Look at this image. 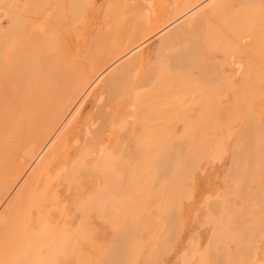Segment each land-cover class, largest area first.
I'll return each instance as SVG.
<instances>
[{
	"label": "rangeland",
	"instance_id": "obj_1",
	"mask_svg": "<svg viewBox=\"0 0 264 264\" xmlns=\"http://www.w3.org/2000/svg\"><path fill=\"white\" fill-rule=\"evenodd\" d=\"M176 1L177 0H132V1L128 0L130 5H133V6L141 5L143 12L144 13L146 12V15H148V18L150 16L152 18V20L155 21L154 22L155 25H153L152 34L150 36H145L146 33L141 32L140 36L141 37L145 36L146 39L144 40L145 42L141 45L140 49H138L137 52L132 51V53H130L129 55H126L122 59L114 60L113 62H111L110 65L104 70L102 76L97 81L92 83L89 86V88L85 91V93L80 97L78 105L70 110V112L66 115V117L63 119V121L60 125L59 130H61L66 125L67 122L73 120V118L76 115L77 108L80 107V105L82 103H85L81 108L82 109L81 115L79 116V119H78L77 123L75 124V128H74V130L76 132L79 131L80 133L78 132L79 134H77V137H70L68 139V141L66 142V144L64 145L63 150H62V153L68 152L71 154V156L68 157L69 160L67 159L66 162L62 161V162L58 163L60 166L57 164L55 166V169L53 170V173L55 175L61 174L60 176L54 178V180L52 181V182H54V183H52V189L54 191L51 190L52 192H50L51 195L54 194V197L57 198V205H54L53 207L46 209V211L49 212L50 221L51 222L53 221L51 224V227L54 226L53 223L58 219L57 213H59V211L61 209H63V212L61 215V223L64 225V227L67 224H69L68 227H65L67 230H69L68 228L69 227L71 228V226H72V228L69 231H71L73 229L72 230L73 232H75V233L77 232L76 233L77 237H81L82 233L85 234L84 235L85 240L83 239V245L79 249V253H78L79 257H77L78 260H75V258L70 256V255H66L64 258L66 261L64 259L59 261V262L63 261V262H61L62 264L63 263L64 264H75V263L76 264L77 263L78 264H95L96 262H97L96 264H101L102 260H105L104 257H106V256H104V254H107L109 247L114 245V243L119 239V236L121 234L124 235L125 238H127L128 234H129V238H127L126 240H125V238H123L124 236L121 235L120 238H123V240H125V241L129 240V242L131 240L133 241L130 244L127 241L129 246H131V248L128 246V244H126L125 241H123V249L121 248L122 252L124 250L123 253L125 254V255H123V259L125 256L127 257L128 255H129V259H132V260H130L131 262L129 261V259L127 260L128 264H131L132 262H133L132 264H144L143 261L146 264H149L151 262H152L151 264H159V263L160 264H223V263L228 264L229 263L230 264L231 262H232L231 264H264V187H263L264 186L263 185L264 184V165H263L264 161H262V160H264V145H263L264 144V84H263L264 83L263 82L264 81V77H263L264 76V74H263L264 73V65H263L264 64V19H263L264 6L262 7L261 3L257 4L256 6L255 5H248V4H246L248 6H246V5L244 6L242 4L232 3L233 5L231 4L230 7L228 6L229 7L228 10L230 12L232 8H233V10H234V8H236L237 11L235 10V13H234V11H232L231 13H228V11L226 10L227 13H225V16L219 15L218 17L214 18V20H213V26H215V29H217V32L215 34V38H216V42L218 44H216V47H214V50H215L214 51L215 54L213 55L214 57L211 55L210 60L208 62L211 65H216L217 67L218 66L223 67V69H221V71H222V82L220 83V85L222 87L221 90L217 91L216 89H210L207 92V94L202 95V93L199 90H197L198 88H196L195 85H193L192 83H186L187 84L186 85L184 83V79L176 78V76H178V74L174 73L173 74L174 75V81H173L174 86L167 85L168 86L167 87L166 85H162V86L159 85L158 89H156L157 91L155 90L154 93H152L153 94L152 96L156 95V93H157L158 98H159L160 94L163 93L162 95L169 94L170 98H171V95H172V97L174 96L175 99L177 96V98H180V100L177 101L178 100L177 99L176 101L174 100V103H171V102H173L171 100L173 98L168 99V95L167 96L164 95V97L161 95L164 98V100L160 96V98H159V99H161L160 102H159V100L157 101L160 104H158L156 102L152 105L154 107L151 106L153 109V112L157 111V113L155 112L156 114H155L154 119L153 118L151 119L149 117V115H148L149 113L147 111L148 108L147 109L145 108L143 110V118H142V125L144 127L142 137H138L139 133H137V132L136 133L131 132V127H132L131 124H133L135 122L136 116H134V114H135L136 110L134 108L130 107V103L128 102V100H126L127 99L126 95H122L123 93H125L124 91H123V93H122V91L118 92L119 96H121V95L122 96L120 99H117L116 101L115 100L112 101L110 98L111 96L108 97L106 94H105L104 98L102 99V101H99L98 95H99L100 90L103 87V82L108 77H110V75L114 71H116V69H118V67H117L118 65L120 66L121 64H123V62L130 59V57L134 56L135 54H137L142 49V50H144V53H145V56L147 59L146 60L147 64L144 66V70H145L149 65L153 64V62H155V59L158 57V55H159L158 47H159V43H160L159 41H161V39L164 36L169 34L172 30H174L176 27H178L182 22H184L186 19L191 17L193 14H195L201 10L209 9L211 7V5L217 0H206V2H204L203 4H201L197 7H193L189 11H187L186 14L183 15L180 19H177V22L175 24H172L171 26H167L168 24L166 23V21L168 19V16L171 13V10L174 9V2H176ZM261 1L264 3L263 0H261ZM263 3H262V5H264ZM259 6H261V7H259ZM254 7H255V9H254ZM261 9H262V11H261ZM103 12L104 11H101L98 13L99 23L97 25L79 28V32H72L70 30V28H65L63 30V32L65 34L64 33L62 34L63 37L61 39L63 43L61 42V40H60V42L59 41L54 42L53 44H52L53 41H50V44L49 43L45 44V42L43 44H42V42H39V43L38 42L36 43L35 41L32 42V45H31L33 48L32 52L34 51L32 53L33 54L32 56H34V58H37L36 59L37 61L39 60L38 62L36 61L38 63L39 69L42 70L46 63H50L51 58H49V55L52 52H55L57 50V47L58 48L59 47H62V48L68 47L72 62L79 63V64H80V62H82L84 67H88V68L94 67V65L97 63L96 58H97L98 54L96 51H99L100 46L104 45V43H106V42H109V39H110L108 37H106V39L105 38L103 39V37L106 36L108 29H109L105 25H100V21L103 20ZM243 13H244V15H242ZM152 14H153V16H152ZM226 14L229 15L227 18H226V16H227ZM260 15H262V17ZM243 18H244V20H243ZM245 18H247V19L249 18V19L246 22H244L246 20ZM129 19H128V17H126L125 21H127ZM233 19L236 22L235 24L233 23L234 22ZM243 22L246 23V25ZM232 24L235 25L237 28L243 30L242 36L240 37V40L231 39L232 41H230L228 43L226 36H228V38H229V37H231L230 36L231 34L227 29L228 28L227 25L232 26ZM248 29H250L252 32ZM36 31H38V33H40V30H38V29H33L32 33L36 32ZM69 32H71V33H69ZM38 33H34L32 35H37ZM221 33H223V34H221ZM249 34H250V36H249ZM69 35H71V36L69 37ZM97 35L102 36V38L96 40ZM252 35H253V37H252ZM68 38H70V39H68ZM63 39H64V41H63ZM251 40L253 42H255V46L257 48L254 47L252 49L253 43ZM65 41H66V43H65ZM47 42H49V41H47ZM57 43H58V45H57ZM59 43H60V46H59ZM256 43L258 45H256ZM40 45H42V48ZM46 45L51 46V48L50 47L46 48L47 47ZM54 45H56V46H54ZM94 48H96L97 50ZM46 50H48V51H46ZM235 51H236V54H235ZM251 57L253 59H251ZM255 57L257 60L255 59ZM253 60H255L256 63H253V62L251 63V61H253ZM245 61H250L251 64L249 62L245 63ZM39 62H40V64H39ZM250 65L252 67H250ZM42 66H43V68H42ZM246 66L250 67L249 69H247V72H246ZM242 74H243V76H242ZM246 74H247V77L250 76V77H248V80H247V77L244 76ZM251 74L254 76H252ZM139 75H141V73L137 74L136 76H134L133 78L128 80L129 89L132 86H135V83L138 80ZM256 75H257V77H256ZM192 77H194V78L197 77L199 80L200 79V73H198L197 70H194L192 72ZM225 77H227V79L229 81L226 80ZM243 77L246 78L248 87L251 84L255 85L256 83H257L256 85H258V87L260 86L259 88L252 87V85L250 86V88H252L251 90L255 91L254 94H252L250 90L246 91L247 89H250L247 87V85H246V87H244L245 84H244V86H243V84L241 85V83H243V81H244V83L246 81ZM252 77L253 78L256 77L254 79V81H253ZM260 77H261V80H260ZM133 80H134V82H133ZM241 80H243V81H241ZM250 80H252L254 83L250 82ZM175 81L176 82L178 81V82L176 83ZM226 81H228V83ZM180 82H182V83L180 84ZM259 82H260V84H262V86L259 84ZM101 83H102V85H101ZM177 84H178V87L175 86ZM182 84H185V85H182ZM190 84H191L192 88H191ZM229 84L232 86H230ZM240 86L241 87L243 86L244 88H241ZM170 87L176 88L178 90V92H175L176 89L175 90L173 89L172 90L173 92L170 91V89H169ZM229 87H232L233 90L230 88L231 89V91H230ZM182 88H183V90H182ZM245 88H246V90H244ZM186 90H189V91H186ZM242 90H244V92ZM185 91L188 94H186ZM245 91L248 93L247 95H250V93H251L252 96L251 95L246 96V94H244V93H246ZM169 92H171L172 94ZM180 92H182V93L185 92V93L181 94ZM189 92H191V93H189ZM242 92H243L244 96L242 95ZM173 93H174V95H173ZM199 94H200V96H199ZM207 95H209V96L207 97ZM211 95H213V96L211 97ZM236 96H240V98L238 99L237 102L233 103V101L238 98ZM255 96L257 99H255ZM251 97H254V99ZM217 98H219V100ZM107 99H109V101ZM165 99H166V101L169 100L168 101L169 103L166 102ZM204 99H206V100H204ZM209 100H211V101H209ZM217 100H218V102H217ZM239 100H242V102ZM250 100L251 101L253 100V101L251 102ZM161 101H163L164 104H161ZM249 101L251 102V104H249V106L248 105L246 106L245 104H248ZM106 102H107V104L110 103L108 105V107L104 110V111H106V110L108 111V115H105V116L99 115L97 117L98 122H96V123H97L98 128H100V129L103 128V130L101 129L102 130V140H101L102 143L100 145V148L101 149L109 148L110 146L112 147L113 144L115 145V151L114 152H116L117 155L115 153H113L114 154L113 157H115L114 158L115 166L113 167L112 173L114 176H117V178L119 176H121V177H119L120 178L119 181L121 183L119 181L116 182L117 179H115V177L113 176L116 181L115 180L111 181V185H112V187H114L115 197L112 198L111 203L113 201H115V205H114V203H112V204L110 203V205L115 206L114 209H117L118 211L117 210L112 211V207H111V208H107L106 213L105 212L100 213L99 211H96V210H89V211L83 210L84 212L81 210V211H77V212H79V213H77V212H74L75 208L73 207V206H75V204L73 202L74 201L73 200V194H74L75 190L77 191V189L73 188L72 186H68L67 181L64 180V175H63L64 173H63L62 169H64V167L67 164H69L70 162H72V165L75 163L76 157L74 156V154L76 152V147L80 146L83 143V140H84L83 138H85L83 131H80L81 128L83 129V127H82L83 124H88V123L91 124L93 122V120L90 121V119H93L92 116L96 115V113L100 114L99 108L104 106L106 104ZM165 102H166V104H165ZM175 102H179V104L176 103L177 106L179 105L178 106L179 108L177 106H176L177 108H175V105H176ZM239 102L241 103L240 106H239ZM243 102H246V103H243ZM242 103L244 104L243 107H242V105H243ZM207 104H209V105H207ZM233 104H235V106ZM95 105H97V106H95ZM160 105H162V109L159 108V107H161ZM172 105L174 106V108ZM236 105H238L239 107H236ZM208 106H209V108H208ZM127 107H129V108H127ZM180 107H181V109H180ZM201 107H202V109H201ZM205 108L208 110H206ZM216 109H218L217 112H216ZM200 110L202 112V115L199 114V113H201ZM203 111L204 112L207 111V112H205L207 115L204 114ZM223 111H225L226 113ZM160 112H162V113H160ZM175 112L176 113L178 112L179 115L178 114L176 115ZM214 112H216V113H214ZM131 113H133V114L130 115ZM223 113H224V117L226 114L225 118L222 117ZM214 114H216L215 115L216 117L214 116ZM125 115H126V117H125ZM200 115L202 117H200ZM205 115H206V117H205ZM148 117L151 119V121H154V120H156V121H154L152 124H150L151 122H148V119H149ZM162 118H164V119H162ZM185 118H186V120H185ZM232 118H234V119H232ZM159 119H160V121H159ZM252 119H254V121H256V124ZM145 120L147 121V123L145 122ZM199 120H201V121H199ZM216 120H217V122H214ZM226 120H227V122H226ZM81 121H82V123H81ZM193 122H195V123H193ZM250 122L252 123L253 127L251 126V124H249ZM215 123H217L218 125ZM101 124H102V126H100ZM193 124H194V127L192 126ZM123 125L125 128L121 127ZM150 125L153 127H151ZM189 125H190V128H189ZM149 126H150V128H149ZM259 128H261V129H259ZM151 129L152 130L154 129L155 131L153 130L154 131L153 132ZM213 129H215V130H213ZM248 129L249 130L252 129L256 133H253L252 130L249 131ZM184 130H185V132H184ZM127 131L129 132L128 134L130 137L127 135ZM207 131H209V133ZM244 131H246V133ZM248 131H249V134L247 135ZM257 131H258V134H257ZM261 131L263 134L261 133ZM157 133L158 134L162 133V134H160V137H159V135ZM214 133H216V134H214ZM252 133H253V136H252L253 138H250L251 137L250 134H252ZM260 133H261V135H260ZM151 134L153 135V137ZM187 134H188V136H187ZM255 135H256V137L258 136L257 137V141H259L258 143H257V141H255L256 138L254 139ZM149 136H150V139H148ZM163 136L164 137L166 136V137L164 138ZM245 136H247V137L250 136L249 137L250 139L249 138L246 139ZM161 137H163V139H165L169 143H166L165 140L161 139ZM169 137H170V139H169ZM243 137H245V138H243ZM133 139L135 141H133ZM152 139L155 141H153ZM156 139H159L160 141L159 140L157 141ZM171 139H173L175 142ZM180 140H181V142H180ZM248 140H254L257 143V144L256 143L254 144V141H250V143L252 142L254 144L255 148L252 147L253 146L252 144H251V146L249 145V148L251 149V147H252L254 149V151L257 148V151H255V153L257 155L258 154L260 155V156L256 155L257 158L255 155H252V156H254V158L250 159V156H251L250 154H252V153H250L251 151L247 148V146H248L247 143L249 144ZM52 141H53V139L49 142V144ZM137 143L139 144V148H138ZM180 143L181 144L185 143L184 145L181 146L182 150L179 147ZM168 144H170V145H168ZM173 144H174V148H175V145L178 146V144H179L178 148L174 149L175 152L170 151V148H169ZM206 144H208L206 147H208L209 150H208V148L205 149L204 146ZM244 144H246V145H244ZM259 144H261V147H259L260 146ZM122 145H123V147H122ZM153 145H155V146L153 147ZM165 145H166V147H165ZM157 146H158V148H157ZM183 146L186 147V150H184L185 148ZM118 147H119V149H118ZM141 147H142V149H141ZM125 148H126L125 152H127L128 155L123 151V150H125ZM143 148H145V149H143ZM201 148L204 149L205 151L201 150L202 153H199ZM68 149H69V151H68ZM235 149H236V151H235ZM245 149L247 151H245ZM135 150H136V152H135ZM176 150H177V152H176ZM190 150H191V152H190ZM120 151L122 154L118 155V153H120ZM233 151H234V153H233ZM183 152L186 154H184ZM173 153H175V154L178 153L179 157L177 158V156H175L176 157L175 159L176 160L179 159L180 161L177 160L179 162H177L176 160L171 159L169 157V155L170 156L175 155ZM180 153H183V155H184V156L182 155L183 159H182V156H180L181 155ZM124 154L128 158L124 157L123 156ZM199 154H200V156H199ZM142 156H144V157H142ZM163 156L168 158L167 160H170V162H171V163L169 162L168 164H165L167 166V168L164 167V163H166L167 160ZM186 156L189 157L190 161L188 160V158ZM25 157H26V155L23 153L20 160H19L20 165H22L27 160V157L26 158ZM116 157H117V159H116ZM205 157H207V159ZM239 157H240V159H239ZM244 157L246 160H244ZM173 158H174V156H173ZM163 159H165V162H162L163 165H160V164H162V163H160V161ZM193 159H195V160H193ZM254 159L256 160L257 164H255L254 161H251ZM172 160H174V161H172ZM191 160L194 162H192ZM198 160H200V162ZM240 160H242L241 161L242 166L240 165V163H241ZM117 161L122 162L124 164L121 163V166H120L119 165L120 163H117ZM185 161H187V163H185ZM249 161H251V162H249ZM133 162H134V164H133ZM244 162H245V164H244ZM141 163H145V164H141ZM253 163L256 165V166L254 165L255 167L253 166ZM171 164H172V166H171ZM176 164H177V166H175ZM72 165L70 163V165H67V166H72ZM131 165H132V167H131ZM169 165H170V167H169ZM237 165L240 167V169L238 168ZM260 165H261V167H259ZM128 166H129V168H128ZM158 166H160V167H158ZM182 166H184L185 169L180 168ZM186 166H188V168ZM234 166H235V168H234ZM125 167H127L128 169ZM144 167H145V169H144ZM171 167L173 170L172 173L169 172L168 170L165 171V169H169V168L171 169ZM253 167L255 168L256 172H254ZM16 168L17 167L14 166L9 171L8 175H11L12 172H14L16 170ZM150 168L152 169V172H151ZM158 168L161 170H159ZM191 168L193 171L191 170ZM230 168H231V171H230ZM241 168H242V170H241ZM132 169H133V171H132L133 175L130 174ZM155 169H157V170L155 171ZM247 169H249V170H247ZM128 170H130L129 173H128ZM144 170L145 171L147 170V172L144 173ZM176 170H177V173L175 172ZM115 171L119 175H117L115 173ZM159 171H160V173H159ZM164 171L167 174L168 173L169 174L168 175L166 173L164 174ZM251 171L253 173V174H251L252 176H250ZM97 172H98V174H96ZM100 172L101 171L99 169H95V170H85L81 173L79 181H78V187H80L79 190H83V193H82L83 195L81 196V199H80V205H83V203H85V202H83V200L86 201L90 197L94 196L96 194V191L98 193L101 192V189L104 185V182L101 179L102 178V172L101 173ZM185 172L186 173L190 172L189 174H193V175L190 176L188 173L185 174ZM245 172L247 173V175ZM26 173L23 175L24 178L22 179V181H24L26 179V177L28 176V173L27 174ZM242 173H244L247 176V178ZM122 174H124V176ZM139 174L141 175V178H140ZM145 174H147V175L145 176ZM151 174L153 176L154 175L155 176L153 177ZM163 174L167 176V179H166V176L164 178ZM240 174H242L243 176H241ZM98 175H100V176H98ZM158 175H163V176H158ZM174 175H176V176L174 177L173 181L175 182L176 177H177L176 179H178V181L176 180L177 183L176 182L175 183L177 185V188H174V191H173V187H174L175 183H172L173 181L170 182V179H172V176H174ZM187 175H189V178H186ZM233 176H236V178ZM148 177H150V178L148 179ZM158 177H159L161 182L159 181ZM168 177H170V179ZM129 178H130V180H129ZM96 179H98V180H96ZM164 179H166V182H164L165 181ZM168 179H169V181H168ZM124 180H127V181L124 182ZM56 181L58 182V185H57ZM96 181H97V183H96ZM134 181H136V182H134ZM180 181H182L181 185L179 184V183H181ZM249 181H250L251 185H250ZM236 182H237V187H236ZM119 183L121 186L123 185L122 186L123 189H121V186L118 187ZM171 183H172V186L170 185ZM240 183H241V185H240ZM245 183L248 184L247 187H246ZM126 184H127V187L124 186ZM156 184H158V185H156ZM186 184H187V186H185ZM83 185H84V187H83ZM128 185H129L130 189L128 188ZM176 185H175V187H176ZM243 185H244V188H243ZM95 186H97V187H95ZM55 187H57V188H55ZM86 187H87V190H85ZM90 187L92 189H90ZM65 188H66V190H65ZM137 188H139V189H137ZM166 188H168V189H166ZM165 189H166V191H165ZM16 190L14 191V193L16 192ZM122 190H123V192H122ZM177 190L178 191L180 190V191L178 192ZM125 191H127V192H125ZM161 191H162V193H161ZM176 191H177V193H176ZM93 192H95V193H93ZM129 192L131 194H129ZM137 192H139V193H137ZM167 192H169V193L171 192V193L170 194L168 193V195H166ZM180 192L182 193L181 194L182 196L180 195ZM183 192H186V194L184 193V195H183ZM104 194H105V192H104ZM139 194H140V197H138ZM172 194L173 195L175 194V198L177 199L178 202L175 201L176 199L174 198V196ZM240 194H241V196H240ZM12 195H11V197H12ZM125 197H126V200H124ZM132 197H134V199H132ZM147 197H148V199H146ZM166 197H167V200H165ZM143 198H144V201H143ZM173 198H174V200H173ZM60 199H62V200H60ZM168 199H169L170 205H168V203H169ZM181 199H183V200H181ZM243 199L244 200L246 199V200L244 201ZM123 200H124V202H123ZM127 200H128V202H127ZM132 200H133V202H132ZM179 200H181L182 202H179ZM8 201L5 200L1 204L0 213L3 211L5 205L7 204ZM69 202L71 203V205ZM117 202H118V205H117ZM231 202H233V204ZM68 203H69V205H68ZM131 203H132V205H131ZM134 203H135V205H134ZM178 203H180V204H178ZM230 203L232 205H230ZM61 205H62V207H61ZM158 205L162 209L160 212L157 210V209L160 210V208H158ZM179 205L181 208L179 207ZM176 207H178V209ZM212 207L213 208L216 207V208L213 210ZM172 208H174V209H172ZM80 209H81V207H80ZM152 209L153 210L155 209L157 211H153ZM169 209H170V211H169ZM221 209H222V211H221ZM68 210H70V212H68ZM120 210H121V212H120ZM109 211H111V213ZM122 211L124 214L122 213ZM162 211L166 212L167 215H166V213L163 214ZM176 211L179 213H177ZM53 212L55 214H53ZM72 212H74V214H71ZM94 212H96V213H94ZM108 214H110V215L108 216ZM168 214L170 217L168 216ZM70 215H72L71 218H70ZM100 215H101V219H103V223H102L101 219H100L101 221L99 220ZM165 215L167 217L166 219L169 221H172L171 217L173 218L172 222L174 223V225L172 222L170 224L169 221L165 220V217H164ZM74 216L76 219L73 218ZM211 216H213V218ZM248 216H249V218H248ZM84 217H86V218H84ZM250 217H252V218H250ZM67 218H68V220H67ZM174 218L177 220H175ZM219 219H221L220 221L222 224L219 223L220 222ZM79 220H80V222H78ZM117 220H119L118 222L120 224L119 223L117 224ZM131 220H133L134 222ZM222 220L223 221L228 220V222H223ZM82 221H83V224L85 227L83 226ZM104 221H105V223H104ZM109 221L112 223L113 229L112 228L110 229L111 225H110ZM124 221H125V223H124ZM66 222H68V223H66ZM175 222L177 224H175ZM234 222H236V223H234ZM244 222H245V224L242 225ZM113 224H114L115 228H117L116 231L114 230ZM258 224H259V226H257ZM75 225H76V227H75ZM172 225H173V227H172ZM232 225H233V228L231 227ZM240 225L243 226V230H242V226H240ZM87 226H89V228H86ZM119 226L121 227L120 229H119ZM138 226L142 227V229L138 228ZM80 227H82V229L79 230ZM144 228H145V230H144ZM168 228H170V229H168ZM234 228H235V231H234ZM258 228H259L258 231H260V232L256 231ZM83 230L86 232H83ZM117 230H118V232H117ZM80 231H82V233ZM123 231L126 232L127 235H125L126 233L123 234ZM128 231H130V233H128ZM262 231H263V233H261ZM112 232L116 233V234H114L116 239L113 237ZM134 232L135 233L138 232L139 234L138 233L135 234ZM237 232L242 233V235L238 233L239 236L241 235V240L236 235ZM243 232H244V234H243ZM150 233L154 237H152V235H150ZM224 233H225V235H224ZM92 234H93V236H92ZM232 235L234 236V238ZM172 236H174V237H172ZM246 236H248V237H246ZM90 237H92V240ZM153 238L154 239L156 238L155 240H157V243L155 242V240H153ZM236 238H238V240ZM111 239H112V241H111ZM148 240H150L149 242L151 244L148 242ZM151 240H153V241H151ZM244 240L246 241L247 244L244 243L245 242ZM162 241L168 242V243H163ZM89 242H90V244H88ZM91 242H92L93 246L95 245L94 248H93V246H91ZM109 243H110V245H109ZM162 243H163V245L161 247L160 245ZM248 243H250V244H248ZM106 244L108 245V247ZM134 244L135 245L137 244V245L134 246ZM89 246H91V247H89ZM137 246L139 247L138 250H136ZM236 246H238V247H236ZM82 247H84L83 248L84 251L82 250ZM132 247H134V248H132ZM153 247L155 250H153ZM244 247L246 248V250ZM92 248H93L94 252H92L93 251V250H91ZM150 248H152V249H150ZM238 248H239V250H238ZM105 249H108V250H105ZM159 249L161 251H159ZM139 250L141 253L142 252L143 253L141 254L140 252H138ZM81 251L84 252V255H83V253H81ZM103 251H105V252H103ZM125 251H126V253H125ZM128 251H130V252L128 253ZM131 251H133V252L136 251V253L135 252L133 253ZM223 251L225 252L224 254H223ZM239 251L241 252V254L239 253L241 256H238L237 252H239ZM87 252H88V254H87ZM80 253H81V255H80ZM93 253H94V255H93ZM95 253H97V254H95ZM127 253H128V255H127ZM132 253H133V255H132ZM137 253H139L141 256L139 254L137 255ZM155 253H156V255H154ZM89 254H90V256H89ZM157 254H158V256H157ZM159 254H163V255H159ZM131 255L134 256V258ZM94 256H95V258H94ZM102 256H104V257H102ZM159 256H161V257H159ZM220 256H222V257H220ZM228 256L230 257V260H229ZM88 257L91 258V261L88 259ZM126 257H125V262L123 261L125 264L127 263ZM135 257H136L137 261H136ZM219 257H220V260H219ZM66 258L71 259V260L68 261ZM81 258H84V259H81ZM146 258H148V259H146ZM225 258H227L229 261L227 260L225 262V260H226ZM94 259L95 260L97 259V260L94 262ZM72 260H73V262H71ZM74 260L76 261L75 263H74ZM148 260H149V262H147ZM64 261L67 263H65ZM220 261H221V263H220Z\"/></svg>",
	"mask_w": 264,
	"mask_h": 264
},
{
	"label": "bare ground",
	"instance_id": "obj_2",
	"mask_svg": "<svg viewBox=\"0 0 264 264\" xmlns=\"http://www.w3.org/2000/svg\"><path fill=\"white\" fill-rule=\"evenodd\" d=\"M204 2H206V0H177L176 2H174V9L171 10V13L168 16V19L166 21V23L168 24L167 26H171L172 24H175L177 22V19H180L183 15L186 14L187 11H189L193 7H197L201 4H203ZM232 3H238V4H242L244 6L246 4L256 6L257 4L261 3V6L262 7L264 6V5H262L263 2L261 0H217V1H215L209 9L198 11L197 13L193 14L191 17L186 19L184 22H182L178 27H176L174 30H172L169 34L164 36L161 39V41H159L160 43H159V47H158V49H159L158 57L155 59V62H153V64L149 65L145 70H144V66L147 64L146 63L147 59H146L144 50H142V49L137 54L130 57V59L123 62V64H121L120 66L118 65L117 66L118 69H116V71H114L110 75V77H108L103 82V87L100 90L99 95H98L99 101H102L105 94L108 97L111 96L110 98L112 101H114V100L116 101L117 99H120L122 95H126V97H127L126 100H128V102L130 103V107L134 108L136 110L135 114H134V116H136V118H135V122L133 124H131L132 125L131 132H134V133L137 132V133H139L138 137H142V134L144 131V127L142 125L143 110L145 108L146 109L148 108L147 111L149 113L148 114L149 117L151 119L152 118L154 119L157 111H155L156 113L153 112L152 107H154V106H152V105L154 103H156L158 100L160 102L161 99H159V98L163 93L160 94L159 98H158L157 93H156L157 96L156 95L152 96L153 95L152 93H154V91L156 89H158L159 85H161V86L162 85L174 86L173 85L174 84V82H173L174 81V75H173L174 73L178 74V76L175 75L176 78L184 79L185 84L186 83H192L193 85H195V87L198 88L197 90H199L202 93V95L207 94V92L210 89H216L217 91L221 90V88H222L220 85V83L222 82V71H221V69H223V67H220V66L217 67L216 65H211L208 62L210 60V56L211 55L213 56L215 54L214 53V51H215L214 47H216V44H218L216 42V38H215V34L217 32V29H215V26H213V20H214V18L218 17L219 15L225 16V13H227L226 10L228 11V13H231L232 11H234V13H235L236 8H234V10L232 8L230 12L228 10V8L231 6ZM248 5H246V6H248ZM261 6H259V7H261ZM254 9H255V7H254ZM101 11H104V12H103V20L100 21V25H105L106 27L109 28L106 36H104L103 39L104 38L106 39V37H108L110 39H109V42H106V43H104V45L100 46L99 51H96L98 55L96 58L97 63L94 65V67L88 68V67H84L82 62H80V64L72 62L68 47H65V48L64 47L63 48L57 47V50L55 52H52L49 55V58H51V61H50L51 64L46 63L44 65V68L42 66V68H43L42 70L39 69V66L37 63L39 60L37 61L36 60L37 58H34V56H32L33 55L32 53L34 52V51L32 52V49H33L31 46L32 42H34V41L36 43L42 42V44L44 42H45V44L46 43L50 44V41H53L52 44L54 42H58V41L60 42V40L63 37L62 36V34L64 33L63 30L65 28H70V30L72 32H79V28L97 25L99 23L98 13ZM261 11H262V9H261ZM242 15H244V13ZM262 15H260V16L262 17ZM152 16H153V14H152ZM228 16L229 15H227L226 18ZM126 17H128V19L129 18L130 19L125 21ZM245 19L246 20L244 22H246L249 18L248 19L245 18ZM263 19H264V15H263ZM243 20H244V18H243ZM233 21H234V19H233ZM154 22L155 21H153L150 16L148 18V15H146V12L145 13L143 12L141 5H135V6L130 5L128 0H0V206L5 200H7V201L9 200L7 202V204L5 205L3 211L0 213V264H58V263L60 264L63 261H61V262H59V261L64 259L66 255H70V256L74 257L75 260H78L77 257H79L78 256L79 249L83 245V239L85 237L84 236L85 234H83L82 231H80L82 233V236L77 237V235H76L77 232L76 233L73 232L72 231L73 229L71 231H69L72 228V226H71V228L70 227L68 228L69 230H67L65 228V227H68L69 224H67L64 227V225L61 223V215H62L63 209H61L59 211V213H57L58 219L53 223L54 226L51 227V224L53 221L52 222L50 221L49 212H47L46 209L53 207L54 205H57V198L54 197V194L51 195L50 192H52L51 190H53L52 189V183H54V182H52V181L54 180V178L60 176L61 174L55 175L53 173V170L55 169V166L58 163H60L62 161L66 162L68 157L71 156V154L68 152L62 153V150H63L64 145L66 144V142L68 141V139L70 137H77V134L80 133L79 131L76 132L74 130V128H75V124L77 123V121L79 119V116L81 115V112H82L81 108L85 103H82L80 105V107L77 108L76 115L73 118V120L67 122L66 125L61 130H59V128H60V125H61L63 119L70 112V110L78 105L80 97L85 93V91L89 88V86L92 83L97 81L102 76L104 70L110 65L111 62H113L114 60L122 59L126 55H129L130 53H132V51L137 52L138 49H140L141 45L145 42L144 41L146 39L145 36H150L152 34L153 25H155ZM233 23L235 24L236 22L234 21ZM244 24L246 25V23H244ZM227 27H228L227 28L228 31L231 34L230 35L231 37H229V38H228V36H226L227 42L229 43L230 41H232L231 39L240 40V37L242 36L243 30L237 28L233 24H232V26L227 25ZM33 29L40 30V33H38V31H36L34 33H38V34L32 35V34H34V33H32ZM248 30H250V29H248ZM141 32L146 33L145 36L141 37L140 36ZM69 33H71V32H69ZM221 34H223V33H221ZM70 36L71 35H69V37ZM249 36H250V34H249ZM252 37H253V35H252ZM101 38H102V36L97 35L96 40L101 39ZM68 39H70V38H68ZM47 41H49V42H47ZM63 41H64V39H63ZM61 42H62V40H61ZM65 43H66V41H65ZM252 43H253V46H252V49H253L256 46H255V42L252 41ZM57 45H58V43H57ZM256 45H258V44L256 43ZM40 46L42 48V45H40ZM54 46H56V45H54ZM59 46H60V43H59ZM48 47L51 48V46H47L46 48H48ZM94 49H96V48H94ZM46 51H48V50H46ZM235 54H236V51H235ZM251 59H253V58L251 57ZM255 59H256V57H255ZM246 62L250 63V61H245V63ZM252 62L256 63L255 60L251 61V63ZM39 64H40V62H39ZM250 67H252V66L250 65ZM250 67L246 66V72H247V69H249ZM194 70H197L198 73H200V79L199 80L197 77H195V78L192 77V72ZM139 73H141V75H139V78L136 81L135 86H132L129 89L128 80H130L131 78H133L134 76H136ZM242 76H243V74H242ZM244 76L247 77V74ZM252 76H254V75H252ZM248 77H250V76H248ZM248 77H247V80H248ZM256 77H257V75H256ZM256 77H254V78L252 77L253 81ZM225 78H226V80H228L227 77H225ZM243 78L246 80L245 77H243ZM243 80H241V81H243ZM247 80L245 81V83L243 81V83H241V85L243 84V86H244V84H245L244 87H246ZM260 80H261V77H260ZM228 81H226V82L228 83ZM253 81L250 80V82L254 83ZM133 82H134V80H133ZM181 83L182 82H180V84ZM185 84H182V85H185ZM256 84L255 85L251 84V85H252V87L259 88L260 86L258 87V85H256ZM259 84H260V82H259ZM101 85H102V83H101ZM260 85L262 86V84H260ZM175 86L178 87V84ZM190 86H191V84H190ZM230 86H232V85H230ZM243 86L242 87L240 86V87L244 88ZM250 86L248 87V85H247L248 88H250ZM191 88H192V86H191ZM230 88L233 90L232 87H229V89ZM169 89H170V91H172L173 89L175 90L176 88L170 87ZM231 89H230V91H231ZM251 89L252 88L246 90V88H245L244 90H246V91L250 90L251 93L254 94L255 91H253ZM182 90H183V88H182ZM244 90H242V91L244 92ZM121 91H122V93H123V91L125 93H123L121 96H119L118 92H121ZM186 91H189V90H186ZM175 92H178V90L176 89ZM185 92H183V93L180 92V93L184 94ZM191 92H189V93H191ZM243 92H242V95H243ZM169 93H171V92H169ZM174 93H173V95H174ZM251 93H250V95H251ZM186 94H188V93L186 92ZM244 94H246V96H250V95H247L248 94L247 92ZM164 95H166V94H164ZM164 95H162V96L164 97ZM167 95H168V99L173 98V99H171L173 101L171 103H174V100L175 101L177 99H178L177 101L180 100V98H177V96L175 99L174 96L172 97V95H171V98H170L169 94H167ZM162 96H161V98H163ZM199 96H200V94H199ZM208 96L209 95H207V97ZM212 96L213 95H211V97ZM236 97H238V98L235 99L234 101L232 100L233 103L237 102L238 99L240 98V96H236ZM251 98L254 99V97H251ZM206 99H204V100H206ZM217 99L219 100V98H217ZM255 99H257L256 96H255ZM107 100L109 101V99H107ZM163 100H164V98H163ZM218 100H217V102H218ZM165 101H166V99H165ZM168 101L169 100H167L166 102H168ZM209 101H211V100H209ZM239 101L242 102V100H239ZM166 102H165V104H166ZM249 102H248V104H245V105L249 106V104H251V102L250 103ZM176 103L179 104V102H175V104ZM243 103H246V102H243ZM109 104H107V102H106V104L104 106L99 108L100 114L96 113V115L92 116L93 119H90V121L93 120V122L91 124H89V123L83 124V126H82L83 129L81 128L80 131H83L85 138H83L84 139L83 143L80 146L76 147V152L74 154V156L76 157V161L73 165H72V162H70L72 166H67V165H70V163H69L65 167L63 166L64 169H62L63 173H64L63 174L64 180L67 181L68 186H72L73 188L77 189V191L75 190L74 194H73V200H74L73 202L75 204V206H73L75 208L74 212L81 211V210L82 211L83 210L84 211L96 210V211H99L100 213H104V212L106 213L107 208H111V207H112V211L117 210V209H114L115 206L110 205L112 198L115 197L114 187H112L111 181H114L115 179H117V181L116 180L115 181L118 182L120 179L119 177H121V176H119L117 178V176H114L112 173L113 167L115 166V160H114L115 157H113L114 156L113 153L116 154V152H114L115 151V145L113 144V146L112 147L110 146L109 148H103V149L100 148V145L102 143L101 140H102L103 128H101L102 130L100 128H98L97 123H96V122H98L97 117L99 115H102V116L108 115V111L107 110L104 111V110L108 107ZM158 104H160V103H158ZM161 104H164V102L161 101ZM177 104L175 105V108H177L179 106V105L177 106ZM240 104L241 103L239 102V106H240ZM207 105H209V104H207ZM233 105L235 106V104H233ZM95 106H97V105H95ZM160 106L161 107H159V106L158 107L162 109V105H160ZM239 106L236 105V107H239ZM243 106H244V104L242 105V107ZM127 108H129V107H127ZM173 108H174V106H173ZM208 108H209V106H208ZM180 109H181V107H180ZM201 109H202V107H201ZM218 109H216V112L218 111ZM206 110H208V109H206ZM200 112H201V110H200ZM205 112H207V111H205ZM205 112L203 111L204 114H206ZM216 112H214V113H216ZM223 112H225V111H223ZM160 113H162V112H160ZM132 114L133 113H131L130 115H132ZM177 114L179 115L178 112L176 113V115ZM199 114L202 115V112ZM201 115H200V117H202ZM206 115H205V117H206ZM215 115L216 114H214V116ZM125 117H126V115H125ZM222 117L225 118L226 114L224 117V113H223ZM186 118H185V120H186ZM149 119H148V122H151L150 124H152L154 121H156V120L151 121V119L150 120ZM162 119H164V118H162ZM232 119H234V118H232ZM252 120L254 121V119H252ZM159 121H160V119H159ZM199 121H201V120H199ZM145 122L147 123L146 120H145ZM214 122H217V120ZM226 122H227V120H226ZM254 122L256 124V121H254ZM81 123H82V121H81ZM193 123H195V122H193ZM215 124H217V123H215ZM249 124H251V126H252L251 122ZM100 126H102V124ZM150 126H149V128H150ZM192 126L194 127V124ZM121 127L125 128L124 125ZM151 127H153V126H151ZM189 128H190V125H189ZM259 129H261V128H259ZM213 130H215V129H213ZM251 130H249V131H251ZM249 131L247 132V135L249 134ZM252 131H253V133H256L254 130H252ZM184 132H185V130H184ZM207 132L209 133V131H207ZM244 132L246 133V131H244ZM128 133L129 132L127 131V135L129 136ZM253 133L250 134L251 135V137L249 136L250 138H253L252 137ZM261 133H262V131H261ZM261 133H260V135H261ZM160 134H162V133H160ZM160 134H158L159 137H160ZM214 134H216V133H214ZM257 134H258V131H257ZM153 135H152V137H153ZM256 135L254 137V139L256 138L255 141H257V137H258V136L256 137ZM187 136H188V134H187ZM163 137H161V139H163ZM245 137H246V139L249 138L247 136H245ZM245 137H243V138H245ZM52 139H53V141L49 144V142ZM148 139H150V136ZM169 139H170V137H169ZM156 140L158 141L159 139H156ZM163 140H165V139H163ZM171 140H173V139H171ZM133 141H135V140L133 139ZM153 141H155V140H153ZM250 141H254V140H248L249 144L247 143V145H248L247 148L251 151V152L249 151L250 153H252V154H250L251 156L252 155L256 156L257 154L255 153V151H257V148L255 151L252 148V147H254V144L256 142L254 141V144H253L252 142L250 143ZM165 142L169 143L166 140H165ZM180 142H181V140H180ZM258 142L259 141H257V143ZM170 144H168V145H170ZM184 144L180 143V146H179V144H178V146L181 148V146ZM251 144L253 146L250 149L249 145L251 146ZM207 145L208 144H206L204 146L205 149L208 148V147H206ZM244 145H246V144H244ZM259 145H260L259 147H261V144H259ZM154 146L155 145H153V147ZM178 146L175 145V148H174V144H173L172 146L169 147L170 151L175 152L174 149L178 148ZM122 147H123V145H122ZM165 147H166V145H165ZM138 148H139V144H138ZM145 148H143V149H145ZM157 148H158V146H157ZM184 148L183 149L186 150V147H184ZM118 149H119V147H118ZM141 149H142V147H141ZM236 149H235V151H236ZM177 150H176V152H177ZM181 150H182V148H181ZM201 150H204V149L201 148L200 151ZM208 150H209V148H208ZM68 151H69V149H68ZM121 151H120V153H118V155L122 154ZM123 151L125 152L126 148ZM200 151H199V153H202V151L201 152ZM245 151H247V150L245 149ZM135 152H136V150H135ZM190 152H191V150H190ZM23 153L26 155L27 160L22 165H20L19 160H20ZM125 153L127 154V152H125ZM183 153H180L181 154L180 156H182ZM233 153H234V151H233ZM173 154H175V153H173ZM184 154H186V153H184ZM123 156L126 157L125 154ZM173 156H174V158H173ZM173 156L169 155V157L171 159H174V160H176L175 156H177V158L179 157L178 153L173 155ZM183 156H182V159H183ZM188 156H186V157L189 160ZM199 156H200V154H199ZM251 156H250V159L254 158V156H252V157ZM257 156H256V158H257ZM142 157H144V156H142ZM126 158H128V157H126ZM164 158H166V157H164ZM205 158L207 159V157H205ZM116 159H117V157H116ZM167 159L168 158H166V160ZM239 159H240V157H239ZM174 160H172V161H174ZM177 160H179V159H177ZM193 160H195V159H193ZM244 160H246L245 157H244ZM179 161H177V162H179ZM198 161L200 162V160H198ZM241 161L242 160H240V162ZM251 161H254V163L257 164L255 159L251 160ZM251 161H249V162H251ZM262 161H264V160H262ZM134 162H133V164H134ZM162 162H165V159L160 161V163H162ZM169 162H170V160H167L166 163H164L165 168H167V166L165 164H168ZM192 162H194V161H192ZM117 163H120L119 165L121 166L122 162L117 161ZM185 163H187V161H185ZM254 163H253V166L255 165ZM122 164H124V163H122ZM141 164H145V163H141ZM172 164H171V166H172ZM241 164H242V162L240 163V165ZM244 164H245V162H244ZM160 165H163V163ZM14 166L17 167L16 170L14 172H12L11 175H8L9 171ZM175 166H177V164ZM131 167H132V165H131ZM158 167H160V166H158ZM169 167H170V165H169ZM186 167L188 168V166H186ZM259 167H261V165ZM125 168H127V167H125ZM128 168H129V166H128ZM180 168L185 169L184 166H182ZM234 168H235V166H234ZM238 168L240 169L239 166H238ZM95 169H99L102 172V178L101 179L103 180L104 185H103L100 193H98L96 191V194L94 196L90 197L86 201L83 200V202H85V203H83V205H80V199H81V196L83 195L82 194L83 190H79L80 187H78V181H79L80 175L85 170H95ZM144 169H145V167H144ZM156 170L157 169H155V171ZM159 170H161V169H159ZM166 170H168L171 173L173 171L172 167H171V169L170 168L165 169V171ZM191 170H192V168H191ZM241 170H242V168H241ZM247 170H249V169H247ZM129 171L130 170H128V173H129ZM132 171H133V169L131 170L130 174L133 175ZM165 171H164V174L166 173ZM230 171H231V168H230ZM26 172L28 173V176L26 177V179L24 181H22V179L24 178L23 175ZM145 172H147V170L146 171L144 170V173ZM151 172H152V169H151ZM175 172L177 173V170ZM254 172H256L255 168H254ZM115 173H116V171H115ZM159 173H160V171H159ZM187 173L185 172V174H187ZM96 174H98V172ZM242 174H244V173H242ZM242 174H240V175L243 176ZM251 174H253L252 171L250 173V176H252ZM117 175H119V174H117ZM122 175L124 176V174H122ZM146 175L147 174H145V176ZM163 175H158V176H163ZM189 175L191 176L193 174H189ZM189 175H187L186 178H189ZM246 175H247V173H246ZM98 176H100V175H98ZM113 176L115 177V179ZM165 176L166 175H164V178H165ZM175 176L176 175L172 176V179H170V177H168L170 179V182L173 181ZM233 177L236 178V176H233ZM140 178H141V175H140ZM149 178L150 177H148V179ZM176 178H175V182L177 183L178 179H176ZM246 178H247V176H246ZM158 179H159V177H158ZM166 179H167V176H166ZM166 179H164L165 181L164 180L163 181L166 182ZM169 179H168V181H169ZM96 180H98V179H96ZM129 180H130V178H129ZM125 181H127V180H124V182ZM159 181H160V179H159ZM134 182H136V181H134ZM175 182L173 181L172 183H175ZM180 182L181 183H179V184L181 185L182 181H180ZM96 183H97V181H96ZM120 183H119L118 187L121 186ZM172 183L170 184L171 186H172ZM176 183L174 184L173 191H174V188H177ZM249 183H250V181H249ZM158 184H156V185H158ZM57 185H58V182H57ZM175 185H176V187H175ZM240 185H241V183H240ZM245 185L247 187L248 184L245 183ZM250 185H251V183H250ZM122 186H121V189H123ZM124 186L127 187V184ZM185 186H187V184ZM83 187H84V185H83ZM91 187H90V189H92ZM95 187H97V186H95ZM236 187H237V182H236ZM55 188H57V187H55ZM128 188H129V185H128ZM243 188H244V185H243ZM137 189H139V188H137ZM166 189H168V188H166ZM166 189H165V191H166ZM15 190H16V192L14 193ZM65 190H66V188H65ZM85 190H87V187ZM177 191H176V193H177ZM104 192H105V194H104ZM122 192H123V190H122ZM125 192H127V191H125ZM139 192H137V193H139ZM181 192H180V195L182 194ZM93 193H95V192H93ZM161 193H162V191H161ZM168 193L169 192H167L166 195H168ZM184 193L186 194V192H183V195H184ZM129 194H131V193L129 192ZM175 194L174 195L172 194L174 196V198H175ZM11 195H12V197H11ZM240 196H241V194H240ZM126 197L124 200H126ZM138 197H140V194ZM174 198H173V200H174ZM132 199H134V197H132ZM146 199H148V197ZM60 200H62V199H60ZM124 200H123V202H124ZM128 200H127V202H128ZM165 200H167V197ZM181 200H183V199H181ZM181 200H179V202H182ZM143 201H144V198H143ZM175 201H177V199ZM132 202H133V200H132ZM168 202H169V199H168ZM69 203H68V205H69ZM112 203H114V205H115V201H113ZM231 203L233 204V202H231ZM231 203H230V205H232ZM178 204H180V203H178ZM70 205H71V203H70ZM117 205H118V202H117ZM131 205H132V203H131ZM134 205H135V203H134ZM168 205H170V202L168 203ZM61 207H62V205H61ZM80 207H81V209H80ZM179 207H180V205H179ZM158 208H160L159 205H158ZM176 208L178 209V207H176ZM215 208H213V210ZM170 209H169V211H170ZM172 209H174V208H172ZM157 210L160 212L162 209L160 208V210L159 209H157ZM157 210L154 209L153 211H157ZM221 211H222V209H221ZM68 212H70V210H68ZM74 212H72L71 214H74ZM109 212L111 213V211H109ZM120 212H121V210H120ZM77 213H79V212H77ZM94 213H96V212H94ZM122 213H123V211H122ZM164 213H166V212H163V214ZM177 213H179V212H177ZM53 214H55V213L53 212ZM109 215L110 214H108V216ZM166 215H167V213H166ZM166 215L164 216L165 220H167ZM168 216H169V214H168ZM71 217H72V215H70V218ZM211 217L213 218V216H211ZM73 218H75V216ZM84 218H86V217H84ZM248 218H249V216H248ZM250 218H252V217H250ZM100 219H101V215L99 217V220ZM171 219L173 221L172 217H171ZM177 219H175V220H177ZM67 220H68V218H67ZM101 220L103 223V219H101ZM220 220L221 219H219V221ZM118 221L119 220H117V224L119 223ZM131 221H133V220H131ZM167 221H169V220H167ZM172 221H169L170 224ZM68 222H66V223H68ZM78 222H80V220ZM176 222H175V224H177ZM223 222H228V220L227 221L224 220ZM104 223H105V221H104ZM109 223L111 225V227H110V229H111L112 223L110 221H109ZM124 223H125V221H124ZM219 223H221V221ZM234 223H236V222H234ZM82 224H83V221H82ZM244 224H245V222L242 225H244ZM173 225H174V223H173ZM173 225H172V227H173ZM233 225L231 226L232 228H233ZM242 225H240V226H242ZM83 226H84V224H83ZM257 226H259V224ZM75 227H76V225H75ZM113 227H114V230L116 231L117 228H115L114 224H113ZM86 228H89V226H87ZM120 228L121 227L119 226V229ZM138 228L142 229V227H139V226H138ZM235 228H234V231H235ZM80 229H82V227H80L79 230ZM168 229H170V228H168ZM118 230H117V232H118ZM144 230H145V228H144ZM242 230H243V226H242ZM258 230H259V228L256 231L260 232ZM83 232H86V231L83 230ZM124 233H126V232L123 231V234ZM128 233H130V231H128ZM136 233H138V232H136ZM238 233L239 232H237L236 235L241 240L242 233L241 232L239 233V234H241L240 236L238 235ZM261 233H263V231ZM114 234H116V233H113V237L115 238ZM243 234H244V232H243ZM125 235H127V233ZM150 235H152V234L150 233ZM224 235H225V233H224ZM92 236H93V234H92ZM120 236H119V239L115 243L113 242L114 245L109 247V250L105 249V250H108V252H107V254L103 253L104 256H106V257L102 256L105 258V260L101 259L102 260L101 264H123L125 262L126 256L123 259V255H125L123 253L124 250L122 252L123 241H125L127 238H129V234H128L127 238H125V236L122 235V236H124L123 238H125V240H123V238H120ZM152 237H154V236L152 235ZM172 237H174V236H172ZM246 237H248V236H246ZM90 238L92 240V237H90ZM233 238H234V236H233ZM155 239L153 238V240H155ZM236 239L238 240V238H236ZM153 240H151V241H153ZM111 241H112V239H111ZM127 241L129 242V240H127ZM127 241H125L126 244H128ZM149 241L150 240H148V242ZM132 242L133 241L131 240L129 242V244ZM155 242L157 243V240H155ZM163 243H168V242H163ZM163 243L160 245L161 247H162ZM244 243H246V241ZM88 244H90V242ZM129 244H128V246H129ZM248 244H250V243H248ZM109 245H110V243H109ZM136 245L134 244V246H136ZM91 246H93L92 242H91ZM91 246H89V247H91ZM94 246H93V248H94ZM107 247H108V245H107ZM129 247L131 248V246H129ZM236 247H238V246H236ZM83 248L84 247H82V250H83ZM93 248L91 250H93ZM132 248H134V247H132ZM138 248L139 247L137 246L136 250H138ZM150 249H152V248H150ZM153 250H155L154 247H153ZM238 250H239V248H238ZM245 250H246V248H245ZM159 251H161V250L159 249ZM88 252H87V254H88ZM92 252H94V250ZM103 252H105V251H103ZM129 252L130 251H128V253ZM131 252H133V251H131ZM134 252L136 253V251H134ZM138 252H140V250ZM81 253H83V255H84V252L81 251ZM81 253H80V255H81ZM125 253H126V251H125ZM128 253H127V255H128ZM133 253H132V255H133ZM224 253L225 252L223 251V254ZM237 253H238V256H241L240 251ZM95 254H97V253H95ZM138 254L139 253H137V255ZM93 255H94V253H93ZM154 255H156V253ZM159 255H163V254H159ZM89 256H90V254H89ZM95 256H94V258H95ZM157 256H158V254H157ZM132 257L134 258V256H132ZM136 257H135V259H136ZM159 257H161V256H159ZM220 257H222V256H220ZM220 257H219V260H220ZM126 258H127L126 259V261H127L129 259V255ZM66 259L68 261L71 260L68 258H66ZM81 259H84V258H81ZM88 259L91 261L90 257H88ZM146 259H148V258H146ZM225 259L224 260L226 262L228 259L227 258H225ZM75 260H74V263L76 262ZM96 260L94 259V262ZM130 260H132V259H129V261ZM229 260H230V257H229ZM136 261H137V259H136ZM71 262H73V260ZM147 262H149V260ZM65 263H67V262H65ZM143 263L146 264L144 261H143ZM151 263H149V264H151ZM220 263H221V261H220ZM126 264H128V261Z\"/></svg>",
	"mask_w": 264,
	"mask_h": 264
}]
</instances>
